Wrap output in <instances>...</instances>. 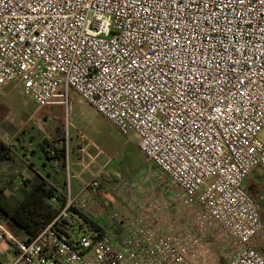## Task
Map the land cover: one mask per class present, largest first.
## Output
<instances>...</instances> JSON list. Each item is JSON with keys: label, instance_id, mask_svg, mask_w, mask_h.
I'll return each mask as SVG.
<instances>
[{"label": "built area", "instance_id": "1", "mask_svg": "<svg viewBox=\"0 0 264 264\" xmlns=\"http://www.w3.org/2000/svg\"><path fill=\"white\" fill-rule=\"evenodd\" d=\"M8 85L63 105L66 128L72 92L134 134L179 201L235 240L225 264H264L262 220L243 187L264 170V0H0V91ZM135 191L125 177L109 186L94 174L76 193L67 182L30 239L0 218L5 264H196L201 239L162 232L158 199L143 205Z\"/></svg>", "mask_w": 264, "mask_h": 264}, {"label": "rangeland", "instance_id": "2", "mask_svg": "<svg viewBox=\"0 0 264 264\" xmlns=\"http://www.w3.org/2000/svg\"><path fill=\"white\" fill-rule=\"evenodd\" d=\"M44 111H46L45 107L36 105L18 88H5L4 92L0 94V142L7 145L15 139L20 141L23 137L21 134L23 130L29 131L30 134L37 133L52 138V135L55 134L53 127L59 126L64 130L67 145V137L70 136L68 149L71 148L74 141H80L85 145L87 144L88 151L94 153L99 151L97 161L105 165V171L115 178H128L136 188V195L141 196L143 205L144 201L147 203V200L158 199L159 205L155 212L158 214V228L162 232L168 233L176 228L201 239V252L195 262L196 264H225L233 256L237 250L235 240L220 227H215L203 220L193 203L182 198L179 201L178 189L161 175L153 164L145 161V157L132 135L121 134L76 94L71 101V113L67 128L63 122V117L56 121L55 126L44 123L45 120L42 119L46 115ZM48 121H52V119L49 118ZM80 135L82 136L80 137ZM259 137L264 139V131L260 133ZM70 155L71 171L78 172L82 166L74 163L76 161L75 156ZM19 159L15 157V161L8 160L4 164H0V188L6 187L8 173L16 171L21 165L23 166H21L20 178L22 181L24 180L23 176H26L24 171L29 161L24 158V160ZM89 167L91 170H96L95 163L90 164ZM87 176L88 171L84 170L79 176L72 177V187L83 184ZM117 183L118 181L110 180L107 184L115 186ZM248 185L252 189V195L258 201L256 204L262 220V229L255 237V248L264 255V189L259 191L260 187L252 185L247 179L244 186L247 188ZM13 186L16 188L15 184ZM19 195L17 189L12 191L0 190V205L3 207L13 206L16 202L15 197L18 198ZM259 195L261 196L260 199ZM139 205H141L140 201L135 205V208ZM118 206L114 205L113 209L120 213L118 209L120 210L121 207ZM146 206L147 204L144 207L146 208ZM126 211L128 210L126 209ZM148 215H150L149 212ZM9 255L7 246L4 242L1 243L0 258H9Z\"/></svg>", "mask_w": 264, "mask_h": 264}, {"label": "crops", "instance_id": "3", "mask_svg": "<svg viewBox=\"0 0 264 264\" xmlns=\"http://www.w3.org/2000/svg\"><path fill=\"white\" fill-rule=\"evenodd\" d=\"M6 88H9V89L18 88V90L22 93L19 87H13L11 85H8ZM3 92H4V89L0 91V94ZM70 98L72 101L73 98H75V94L71 92ZM40 107L46 108V111H44L46 115L42 118L43 121L45 120L44 123L55 126V124L57 123L56 121L58 119L62 117L64 119L63 105L56 103V104H49V105L40 106ZM49 118H51L52 121H48ZM63 122H65V120H63ZM53 128L55 130V134L52 135L53 136L52 138H47L37 133L30 134L29 131L26 132V130H23L21 131V134L23 137L21 138L20 141H17V139H15V141H13L10 144L7 143L6 145V143H3L4 145L9 146L12 149V152L14 154L13 155L14 157L12 160L15 161V157H17L18 159L20 158L19 160L27 159L29 161L27 163L28 167L24 171V173L26 172L25 173L26 176L25 175L23 176L24 178L23 181H28V183L22 185L21 184L22 180L18 176L17 178H14L13 183H12V184H15L16 187H23L24 189H29L30 185L33 184L36 180H43L46 184L50 185L51 187H54L56 191L62 193L66 188V183L69 182L71 192L76 193L80 189L81 185H83L86 181H88L90 177L94 174L100 175L107 183L110 182V180L119 181L122 178V177L115 178L112 174L105 171V168H106L105 165L100 164L97 161V157L99 156L98 155L99 151H97L96 153L88 151L87 144L85 145L81 143L80 141H74L71 148L68 149L69 147L68 139L70 136L67 137V142H68V145H67V143H65L64 130L59 126H55ZM129 135H132L136 141V136L134 134H129ZM81 136L82 135H80V137ZM43 140L48 141L49 145H53L55 148H61L62 146H64L65 148L64 156L54 153L49 158H46L43 151L40 149V145L42 144ZM70 154L75 156L76 161L74 159L75 161L74 163L76 164L78 163L82 166V168L78 172L71 171L72 165H71V155ZM8 160L11 161L10 159L2 160L0 161V164H4ZM64 163H65V166H64ZM92 163L96 164V170L90 169L89 165ZM84 170L88 171L87 178L84 179L83 184L82 183L78 184L77 186L73 188L71 184V178L79 176L82 172H84ZM247 179L252 185L260 187L259 191H262V189H264V170H262L261 168H254L247 175L243 183V187L246 190V192L254 199L256 203H258V201H256L255 197L251 193V190H252L251 187L249 185L247 188L246 186H244V184L247 182ZM17 190L19 191V188ZM21 197H22L21 195H19L18 198L15 197L16 201L19 200ZM260 197L261 196L259 195V199ZM114 205H119L121 207L120 210L118 209V211L122 213L121 215H125V216L129 215L128 211H126V208L124 206H122L119 203H116ZM10 260H11V255H9V258H4V259L0 258V264H5L9 262Z\"/></svg>", "mask_w": 264, "mask_h": 264}, {"label": "trees", "instance_id": "4", "mask_svg": "<svg viewBox=\"0 0 264 264\" xmlns=\"http://www.w3.org/2000/svg\"><path fill=\"white\" fill-rule=\"evenodd\" d=\"M40 149L43 151L46 158H49L54 153L62 156L65 154L64 146L61 148H55L53 145H49V142L46 140H43ZM13 155L12 149L9 146L0 143V161L6 159L12 160L14 157ZM21 166H19L16 171L8 173L6 187L2 186L0 190L8 189L12 191L19 188L22 197L11 207H3L0 205V218L6 220L9 229L16 236L30 239L37 235L42 228L53 220L63 201L60 196L56 203L52 204L50 202V199L56 190L54 187L46 184L43 180H36L30 185L29 189H24L23 187L14 188L13 184L10 185V183H13L14 178H17L18 176L20 177ZM27 167L28 165H26V168ZM27 183L28 181L21 182L22 185ZM80 216L82 221L90 229L100 230V232L103 233L97 223L83 215Z\"/></svg>", "mask_w": 264, "mask_h": 264}]
</instances>
